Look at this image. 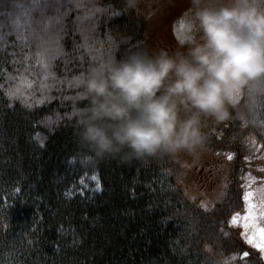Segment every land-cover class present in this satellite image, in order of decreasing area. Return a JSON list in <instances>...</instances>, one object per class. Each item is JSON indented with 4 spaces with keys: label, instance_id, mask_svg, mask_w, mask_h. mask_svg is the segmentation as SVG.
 Returning a JSON list of instances; mask_svg holds the SVG:
<instances>
[{
    "label": "trees",
    "instance_id": "trees-1",
    "mask_svg": "<svg viewBox=\"0 0 264 264\" xmlns=\"http://www.w3.org/2000/svg\"><path fill=\"white\" fill-rule=\"evenodd\" d=\"M57 15L60 52L39 77L47 87L10 97L12 57L0 63V264H222L245 251L247 262L232 264H264L228 225L244 202L239 175L209 211L179 189L172 156L137 160L124 149L97 160L79 138L93 116L83 83L91 70L106 73L112 60L147 49L138 4L60 0L47 10ZM185 22L174 24L177 39ZM242 98L226 101L224 127L205 135V148L243 155L249 134L264 145V79Z\"/></svg>",
    "mask_w": 264,
    "mask_h": 264
},
{
    "label": "clouds",
    "instance_id": "clouds-1",
    "mask_svg": "<svg viewBox=\"0 0 264 264\" xmlns=\"http://www.w3.org/2000/svg\"><path fill=\"white\" fill-rule=\"evenodd\" d=\"M190 7L185 31L192 32L194 21L199 38L182 44L183 51L135 52L112 60L106 73L92 69L83 82L93 116L81 122L79 138L93 159L124 149L137 160L198 157L207 142L201 116L224 121L226 101L264 79V0L218 7L190 0Z\"/></svg>",
    "mask_w": 264,
    "mask_h": 264
},
{
    "label": "rangeland",
    "instance_id": "rangeland-1",
    "mask_svg": "<svg viewBox=\"0 0 264 264\" xmlns=\"http://www.w3.org/2000/svg\"><path fill=\"white\" fill-rule=\"evenodd\" d=\"M138 4L144 19V36L146 37V52L155 53L166 50L170 54L175 51H183L182 43L179 40L198 39L199 32L193 21V29L190 34H186L185 28L181 30L177 39L174 24L178 18L185 21L192 19L190 0H134ZM227 0H206V6L218 7ZM178 17V18H177ZM185 41V42H186ZM186 47V45H185ZM242 97V88L238 89L229 100L232 104H237ZM222 122L214 120L210 124L209 132L221 130ZM218 129V130H217ZM220 129V130H219ZM255 142V146L249 140ZM245 152L239 154L233 151H213L207 148L198 157L186 154L172 156L174 162L170 165L169 173L176 179L179 189L184 193L189 202H193L205 210H213L228 194V186L235 175H239V183L244 185L251 184V191L255 193L253 202H259L257 189L264 187V172L259 169L264 168V145L252 134L245 139ZM229 154L232 158L229 159ZM241 170L238 173V170ZM250 177H255L253 182ZM248 178V179H242ZM242 196L245 188L242 187ZM194 198V199H193ZM245 203L240 211L243 214ZM235 214V213H234ZM228 225L240 236L243 244L257 255L260 254L249 247L241 237V228L232 227L230 221ZM264 260V259H263Z\"/></svg>",
    "mask_w": 264,
    "mask_h": 264
},
{
    "label": "snow or ice",
    "instance_id": "snow-or-ice-1",
    "mask_svg": "<svg viewBox=\"0 0 264 264\" xmlns=\"http://www.w3.org/2000/svg\"><path fill=\"white\" fill-rule=\"evenodd\" d=\"M59 3L60 0H24V3H19L18 0H0V63L6 56L12 57L13 72L7 75V79L13 82L8 92L10 97H22L28 89H33L34 92V85L40 88L47 87L39 77L41 73L48 71L51 62L60 52L58 35L55 31L59 27L60 17L47 16V10L50 6ZM180 27L183 29L184 25L181 24ZM9 48L12 49L11 52H7ZM29 75L35 79H29ZM3 78L4 74L0 73V79ZM249 143L255 146V142L251 139ZM231 158L229 154V159ZM261 159L264 160V156ZM259 171L264 172V168ZM91 179L96 180L97 177L92 176ZM250 179L255 182V177ZM80 183L84 184L83 178L80 179ZM242 187L245 188L243 193L245 211L243 214L235 213L230 224L232 227L241 228L244 242L255 249L261 259H264V187L257 189L258 203L253 202L255 193L250 190L251 184L246 183ZM13 191L19 192L20 189L15 188ZM206 250L211 251L210 248ZM249 256L250 252L247 251L230 255L222 261V264H232L233 261L241 260L247 262ZM144 259L146 264H149L148 258ZM205 264H210L207 258Z\"/></svg>",
    "mask_w": 264,
    "mask_h": 264
},
{
    "label": "flooded vegetation",
    "instance_id": "flooded-vegetation-1",
    "mask_svg": "<svg viewBox=\"0 0 264 264\" xmlns=\"http://www.w3.org/2000/svg\"><path fill=\"white\" fill-rule=\"evenodd\" d=\"M214 120L215 118L210 117V116H201V126H202V132L204 133V135L213 133V131L209 132V130H210V125H211L210 123L213 122Z\"/></svg>",
    "mask_w": 264,
    "mask_h": 264
}]
</instances>
